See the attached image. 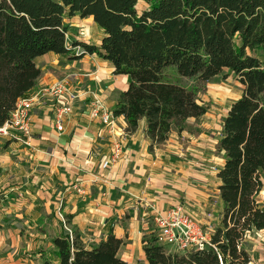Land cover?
Returning <instances> with one entry per match:
<instances>
[{
	"label": "trees",
	"instance_id": "trees-1",
	"mask_svg": "<svg viewBox=\"0 0 264 264\" xmlns=\"http://www.w3.org/2000/svg\"><path fill=\"white\" fill-rule=\"evenodd\" d=\"M91 17L101 31L97 44L79 40L65 17ZM71 33V34H70ZM80 35V36H79ZM79 51H75V47ZM69 59L87 54L126 77L112 109L126 131L143 121L149 148L178 132L188 118L207 107L197 101L209 78L230 73L245 86L221 118L217 171L222 204L219 225L202 249L167 253L155 235L142 237L138 264H249L243 247L248 232L264 230V0H0V126L18 99L40 76L35 59L46 54ZM63 225L70 224L63 215ZM1 226V224H0ZM51 239L53 259L43 264H129L118 251L124 244L111 231L86 246L72 227Z\"/></svg>",
	"mask_w": 264,
	"mask_h": 264
},
{
	"label": "crops",
	"instance_id": "crops-1",
	"mask_svg": "<svg viewBox=\"0 0 264 264\" xmlns=\"http://www.w3.org/2000/svg\"><path fill=\"white\" fill-rule=\"evenodd\" d=\"M87 19L92 18L82 20ZM79 40L89 43L82 37ZM35 61L41 73L27 96L40 94V100L30 111V146L0 139V169L23 170L21 176L14 174L8 182L0 184L1 225L9 224L10 216H17L16 211L23 213L25 206L31 221L42 218L55 227L53 238L65 228L61 223L63 216L55 218L56 225L49 219L53 213L56 217L59 209L61 215L69 216L68 226L79 233L86 246L98 243L110 231L121 238L124 244L118 255L129 264L143 262V235L151 233L150 226L155 227V215L175 203H184L196 221L215 230L222 209L216 174L223 163V152L218 156L204 152L211 149L212 143L218 144L217 134L205 140L204 150L197 152L200 155L189 152L194 156L192 163L183 156L181 133L171 131L166 141L150 149L143 121L133 133L127 134L124 119L116 117L122 152L116 162L103 168L102 163L112 152V137L98 118H90L85 100L87 96L93 99V93L102 100L111 92L109 79L116 76L112 68L87 54L69 59L67 55L49 52ZM120 77L125 80L121 92L126 88V77ZM59 80L65 81L74 98L63 94L58 99L44 91ZM91 81L104 87L101 95L93 87H87ZM60 105L68 106L61 132L55 125ZM211 165L216 166V171L210 170ZM21 177L22 181L17 180ZM210 197L214 198L216 210ZM41 259H27L24 264H41Z\"/></svg>",
	"mask_w": 264,
	"mask_h": 264
},
{
	"label": "rangeland",
	"instance_id": "rangeland-1",
	"mask_svg": "<svg viewBox=\"0 0 264 264\" xmlns=\"http://www.w3.org/2000/svg\"><path fill=\"white\" fill-rule=\"evenodd\" d=\"M65 22L70 24V31L72 34H81V36H79L89 43L98 41L100 31L92 22V19L82 20L74 16L70 18L65 17ZM109 80L108 84L110 86L108 87H112L111 92H109L106 97H102V103L108 111H112L120 90L124 86L125 80L120 76H111ZM188 83H196L199 87L196 98L200 104L207 107V112L197 119L188 118L185 120L180 132H178L177 128L174 126L172 127V131L181 133L183 156L185 159L188 158L192 161L191 159L194 156L189 155V152L191 154L200 155L197 152L204 150L203 145L206 142L205 140L207 138L213 139V133H219L221 118L225 115L229 103L240 97L245 86L241 83L240 79L232 73L226 77H223V73L216 75L209 78L203 84L192 80H188ZM98 84L99 82L97 81H91V83L87 84V87H93V89H96L97 94L101 95L100 90L102 91L104 87L101 88ZM85 102L87 103V105H85L87 109H90L92 97L87 96ZM118 124L122 126V123ZM124 132L130 134L134 131L127 132L126 129H124ZM206 150L207 151L204 152L206 155L218 156L219 151L217 144L212 143L211 149ZM200 162L203 161L200 160ZM206 163L209 164L210 162L206 161ZM8 170L7 167L5 169H0V184L8 182L9 178L11 179V177H14V174L16 176H21L23 173L22 169L21 172H19L18 169ZM17 180L22 181V177ZM258 200L261 205H264V189L259 192ZM209 201L212 204L213 210H216L214 198L210 197ZM23 207L24 209L21 211L23 213H20V211L14 213L19 217L12 215L10 216L11 219L9 220V224L3 223L0 226V264H24L27 259L33 260V258H40L41 256H38L40 253H44L45 256L53 259L51 237L54 234L55 227L49 225L48 220H42V218H36L31 221V217L26 213V207ZM58 210L59 209H56V217H53L54 213L50 215L49 219H52L51 224H57L55 218L61 219L58 215ZM212 212V214H216L215 211ZM67 227L70 228L69 226ZM150 232L149 234L155 235L156 229L153 225L150 226ZM243 247L248 252L250 258L249 264H264V230L255 233L248 232L243 239ZM164 250L167 253L182 254L181 251H175V248L171 246H165ZM39 251L42 252L39 253ZM41 264L43 263L41 262Z\"/></svg>",
	"mask_w": 264,
	"mask_h": 264
},
{
	"label": "built area",
	"instance_id": "built-area-1",
	"mask_svg": "<svg viewBox=\"0 0 264 264\" xmlns=\"http://www.w3.org/2000/svg\"><path fill=\"white\" fill-rule=\"evenodd\" d=\"M79 51V47H75ZM47 94L56 96L58 99L61 95L66 94L69 98H74L64 80H59L44 89ZM40 94H33L18 99L9 119L0 126V139L6 138L10 141L19 142L22 145L30 146V137L32 132V118L30 116L31 108L39 102ZM68 112L67 105H60L56 109L55 125L56 129L63 130V116ZM90 118H98L112 137V152L109 157L102 163L106 168L118 160L122 152V144L116 133V117L111 111H108L102 103V100L93 93V99L89 110ZM211 171H216V166H210ZM62 219V215L58 213ZM155 224L156 243L161 246H171L175 251H189L192 249H202L206 244H210L212 230L204 227L196 221L186 210L184 203L178 202L170 206L163 213H157L153 219ZM69 236L72 237L71 230L64 225Z\"/></svg>",
	"mask_w": 264,
	"mask_h": 264
}]
</instances>
